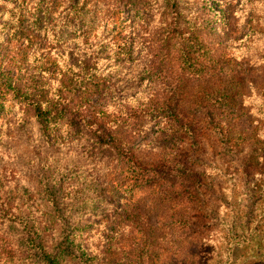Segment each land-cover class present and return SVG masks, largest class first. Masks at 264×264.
Masks as SVG:
<instances>
[{"label": "trees", "instance_id": "obj_1", "mask_svg": "<svg viewBox=\"0 0 264 264\" xmlns=\"http://www.w3.org/2000/svg\"><path fill=\"white\" fill-rule=\"evenodd\" d=\"M116 2L0 0L9 7L1 14L12 24L0 25V111H9L0 138L7 129L45 141L50 131L51 140L77 147L93 161L92 181L108 174L114 185L121 176L132 185L131 193L120 190L125 203L105 222L121 231L100 249L87 233L93 224L77 216L85 213L87 199L77 169L56 177L64 203L55 207L49 230L30 218L27 201L19 204L0 176V264H93V254L96 264H152L156 234L174 228L180 243L229 228L221 239L230 245L235 225L211 209L218 178L201 160L209 134L226 153L240 156L247 185L263 184L258 107H264V84L255 86L257 103H245L249 74L262 77L264 67L246 69L251 62L245 56L232 62V53L216 41L205 43L203 31L183 21L176 6ZM122 7L131 10L130 19ZM34 46L41 52L34 55ZM137 138L146 141L151 161L134 150ZM111 163H118L119 178ZM137 191L144 199L135 201ZM91 241L95 246H88Z\"/></svg>", "mask_w": 264, "mask_h": 264}, {"label": "rangeland", "instance_id": "obj_2", "mask_svg": "<svg viewBox=\"0 0 264 264\" xmlns=\"http://www.w3.org/2000/svg\"><path fill=\"white\" fill-rule=\"evenodd\" d=\"M71 1L93 4L117 3L116 0ZM140 3H148L154 9L159 6L165 8L168 5L178 7L184 13L183 21L192 29L203 31L201 37L205 39V43L216 41V44L224 46L228 53H232L230 59L236 64H240L245 56V61L251 62L246 69H263L264 0H140ZM6 8L9 7L0 5V25L7 23L10 27L12 24L8 17L1 14ZM121 10L122 15L129 19L132 17L130 9L122 7ZM91 25L95 29L99 24ZM128 27L131 25L128 24L126 28ZM1 33L0 31V36ZM24 46L25 44L21 45V51ZM3 48L0 42V59L4 53ZM14 48L19 49L16 46ZM40 52L38 46L33 47L34 55ZM47 52L50 53L49 48ZM251 75L249 74V85L246 89L249 99L245 106L251 101L257 103L255 86L264 84V76L254 80ZM120 85L116 87L123 88L124 85L122 83ZM258 109L262 110L264 120V107ZM8 117V110L2 111V115L0 111V126ZM50 133L48 131L45 134V141L40 139L35 141L32 137H22L15 130H3L0 138V176L10 183L11 192L19 204L27 201L25 209L32 210L30 218L37 220L41 229L49 230L52 228L51 220L56 214L55 207L58 203L60 205L64 203L60 199L56 177L62 170L74 172L77 169L81 177L79 184H83L87 197L86 202L82 204V208L86 209L85 213L77 216H80L84 223L93 224L87 233L95 242L100 241L98 242L100 249L106 248L108 241L117 237L121 230L113 224L106 225L105 222L116 218L119 209L125 203L120 190L125 188L131 193L132 185L121 182L122 176L120 178L117 176L120 171L118 163L113 167L112 163L110 164L113 174L119 178L117 185L108 180V174H105L102 180L92 181L88 176L91 172L88 166L94 164L93 161L87 156L80 155L77 147H65L60 141L51 140ZM215 139L212 134L203 139L205 151L201 160L207 166V172L218 178L213 187L218 193L211 196L216 199L212 201L211 209H216L221 217L228 218L235 225L233 233L235 240L227 245L228 241L222 239L227 236L229 228L221 233L218 227L204 232L205 235L198 242L188 240L180 243L182 240L178 238L176 228L162 229L161 233L156 234L158 241L154 250L157 256L153 258L152 264H264V181L256 189L254 182L247 185L240 156L226 153ZM146 145V141L137 138L134 150H137L136 153L145 162H149L153 158ZM130 164L129 162L128 165ZM76 165L78 167L75 168ZM232 197L237 198V204L233 203ZM141 199H144V195L137 191L135 201ZM212 220L216 223L215 219ZM102 222L104 225H101ZM146 227L144 225L137 229L143 231ZM124 233L127 234V231H123ZM92 245L95 246L92 241L88 243V246ZM93 255L92 262L96 264L98 256Z\"/></svg>", "mask_w": 264, "mask_h": 264}]
</instances>
